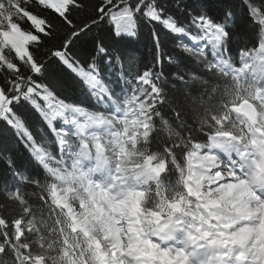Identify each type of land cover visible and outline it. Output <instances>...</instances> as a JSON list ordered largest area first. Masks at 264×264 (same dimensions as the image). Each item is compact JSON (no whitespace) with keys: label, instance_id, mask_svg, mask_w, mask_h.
Returning <instances> with one entry per match:
<instances>
[{"label":"snow or ice","instance_id":"snow-or-ice-1","mask_svg":"<svg viewBox=\"0 0 264 264\" xmlns=\"http://www.w3.org/2000/svg\"><path fill=\"white\" fill-rule=\"evenodd\" d=\"M0 264H264V0H0Z\"/></svg>","mask_w":264,"mask_h":264},{"label":"trees","instance_id":"trees-1","mask_svg":"<svg viewBox=\"0 0 264 264\" xmlns=\"http://www.w3.org/2000/svg\"><path fill=\"white\" fill-rule=\"evenodd\" d=\"M148 45V41L146 36H142L141 37V42H140V46H141V51H144L145 53H147V46ZM76 97H78L81 100H84L85 102L88 101L87 96H85L81 90L79 89H75L74 93H73Z\"/></svg>","mask_w":264,"mask_h":264}]
</instances>
